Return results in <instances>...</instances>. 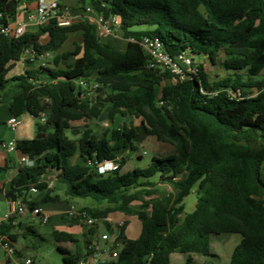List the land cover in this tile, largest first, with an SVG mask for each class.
I'll return each mask as SVG.
<instances>
[{
  "label": "trees",
  "instance_id": "16d2710c",
  "mask_svg": "<svg viewBox=\"0 0 264 264\" xmlns=\"http://www.w3.org/2000/svg\"><path fill=\"white\" fill-rule=\"evenodd\" d=\"M23 1L0 0V25L8 26ZM89 5L97 14L115 18L124 50L103 42L85 18L61 27L54 17L18 38L0 35V103L12 82L18 94L8 101L11 116L39 118L45 113L47 118L38 124L44 138L17 143L21 155L35 159L36 165L20 168L6 197L31 210L56 200L29 198L32 185L46 188L40 179L52 171L65 184L66 196L95 202L97 207L81 209L91 217L103 219L111 212L136 216L142 223L140 237L127 238L122 227L118 257L105 264H170L176 251L187 254L186 262L192 264V254L211 255V237L221 234L242 237L229 264H264V78L257 79L264 69V0H89ZM141 26L146 28L136 29ZM74 33L82 34V43L56 55L54 68L8 77L24 49L55 53ZM144 37L158 39L171 57H192L196 74L173 83L169 71L148 66L140 45ZM196 56L213 66L222 58L225 75L211 76ZM100 60L110 66L95 70ZM84 78L100 83L107 97L81 100L79 81ZM159 99L163 106L157 105ZM106 106L111 121L116 115L124 119L121 129L106 128L98 136L88 124L72 127V122L97 118ZM142 124L148 136L174 151L154 156L144 169L122 173L131 158L125 156L118 171L100 174L104 161L138 149L135 139ZM75 129L80 134L69 136ZM160 183L174 193L157 197ZM195 186L196 206L187 214L184 199ZM104 203L108 207L98 208ZM12 228L1 224L0 234L14 241ZM50 237L80 248L72 254L59 246L64 264H80L96 251L88 238L84 250L74 234L54 230Z\"/></svg>",
  "mask_w": 264,
  "mask_h": 264
},
{
  "label": "crops",
  "instance_id": "0c3cea01",
  "mask_svg": "<svg viewBox=\"0 0 264 264\" xmlns=\"http://www.w3.org/2000/svg\"><path fill=\"white\" fill-rule=\"evenodd\" d=\"M80 0H62L61 5L63 10H66L67 7H75ZM38 5L37 0H25L21 3L20 9L18 11L17 16L10 20L8 25L13 27L18 23L25 22L27 16L30 12H33ZM85 11L87 8L90 7L88 3L85 4ZM92 8V7H90ZM90 12L89 17H81L85 18L90 21L91 24L94 25V21L98 14L92 9ZM70 14L72 12H69ZM74 13V12H73ZM77 15V14H76ZM38 27L35 25H29L28 31H35ZM42 42H46L47 38H42ZM82 43V34L81 33H74L71 34L65 43V45L55 53H51L48 58H55L56 55L63 54L65 52L73 51L75 48V44ZM48 58L41 60H35L32 63H24L20 60L16 62L10 69L8 76L10 78H14L26 73L27 70H38L42 61L47 63V68H54V63H48ZM70 60H73L71 57ZM54 61V60H53ZM103 60L98 62L99 66H95V70L103 69L107 67V64H102ZM9 98V97H8ZM10 99V98H9ZM4 100V99H3ZM11 117L9 105L8 104H0V226L1 224L11 223L13 228L11 230V234L16 235V239L13 241L15 248H16V256L15 258H9L5 251L0 248V264H25L26 260H31V264H38L37 257L39 255V251L41 250V241H51V233L54 230L68 232L71 234L76 235L80 240L81 236L83 235L84 241L85 238H88L91 241V247L95 248V253H99L100 259L98 261H90L88 256L83 258L80 262L85 264H105L104 262L108 263L113 258L111 257L112 251H118L117 246H112V239L118 237V233L120 232L121 228L119 225L121 223L124 224V234L127 238L136 240L140 237L142 233V223L136 216H129L122 212H111L107 215V217L103 218V221L95 224L94 226L86 225L82 220L78 218H74L68 215V211L71 206H75L76 209H83L86 207H97L96 204H89L88 200H80L79 198H70L65 194V184H63L57 176V173L52 171L47 172L43 175L40 179L41 182L46 183V188L42 190H38L37 192H29V198L36 202H42V200L46 196L50 197H57V205L54 207L49 206L47 203L46 205L41 204L39 207L42 211L49 216V222L41 223L40 218L37 216H33L29 213H25L23 215L17 214L11 217L9 213L12 209V202L6 197V191L9 190L12 180L16 178L19 174V170L21 168L20 165V157L21 153L18 148L12 152H7L3 149L2 144L16 141L18 143L22 140H30L35 137L26 138L25 136L30 134L29 132L24 131L25 129H20V125L15 132H11L7 125V121ZM122 117L118 118V115L115 116L114 120H110V122L101 119V117H97L98 124L106 128H116L121 129L119 127V121H122ZM22 123V120H21ZM138 123V121H136ZM88 124V123H87ZM72 127L78 128L81 126L86 125L84 120L72 122ZM90 127L91 125L88 124ZM92 128V127H91ZM79 130V129H78ZM79 133V132H78ZM77 136V135H76ZM150 136L147 137V139ZM153 144L158 147L156 153L159 155H163L164 151H170L171 154L174 151L173 146L166 143L159 142L155 137L152 136ZM146 139V141H147ZM144 143V142H143ZM169 147V148H168ZM166 155V154H165ZM168 155V154H167ZM140 159V158H138ZM54 174L56 178L50 179V174ZM158 192L157 197H167L170 194L174 193L173 189L167 184H158ZM194 189V188H193ZM63 192L65 195V200L61 199V195L59 192ZM197 194V188L195 190ZM37 195V196H36ZM188 197V196H187ZM186 197V198H187ZM184 199V201L186 200ZM196 206V202L194 203V209ZM98 208L102 209V205L98 206ZM33 219V220H31ZM35 223H39L43 228L40 229L36 226ZM108 225L111 227L112 231H108ZM94 228L95 235H90V230ZM103 229V233L100 232ZM109 235L110 240L104 241L102 240V236ZM231 234H221L215 235L211 237V255L210 256H203L200 254H192V264H229L231 260V256L234 249L228 250L226 248V243L230 240ZM112 237V238H111ZM103 241L105 246L99 248V251L96 249L97 244ZM82 241V240H81ZM83 242V241H82ZM96 242V244H95ZM121 242V241H120ZM65 244L64 247L67 251L71 252L72 254H77L80 252V248L77 245L71 243H60ZM60 246V245H59ZM58 246V247H59ZM236 247V246H235ZM234 247V248H235ZM30 252H33L34 255H31ZM94 254V253H93ZM110 254V257H109ZM64 256V255H63ZM187 254L181 252H174L171 255L170 264H187ZM207 258H211L214 260L213 263L208 262Z\"/></svg>",
  "mask_w": 264,
  "mask_h": 264
},
{
  "label": "built area",
  "instance_id": "2783aa9c",
  "mask_svg": "<svg viewBox=\"0 0 264 264\" xmlns=\"http://www.w3.org/2000/svg\"><path fill=\"white\" fill-rule=\"evenodd\" d=\"M61 1L62 0H37L38 5L36 9L28 14L25 22L18 23L13 27L9 25L8 26L0 25V35H12L18 38L28 31L29 25H35L37 27L44 26L49 22L50 19L54 17L58 19V26L61 27L68 26L71 23L81 19L78 18L75 21H73L67 10H63V8L61 7ZM87 11H92V8L88 7ZM58 13L60 15L57 16L56 14ZM94 26L96 27L100 38H105L110 35L120 34L119 24L113 17L105 18L103 15L98 14V16L94 21ZM131 41L134 40L131 39ZM140 45L142 46L144 52L148 57V66L153 68H159L162 71H169L172 74L173 83L184 81L189 77V75L196 74L197 72V66L192 57L186 54L178 55L176 57L169 56L163 50V47L158 39L144 37L140 41ZM50 54L51 53L38 54L33 48L29 47L23 50L19 60L24 63H29V62L32 63L38 59L44 60L48 58ZM39 67L45 68L47 67V63L42 61ZM101 89H102L101 84L96 81L87 80L85 78L80 79L79 81V90H80L79 97L81 100H87V99L90 101L96 100L99 96H101V92H102ZM232 96L240 97L241 94L232 93ZM157 105L163 106L164 101L159 99L157 101ZM46 120H47L46 114L42 113L40 116V123L43 125L46 123ZM20 124H21L20 117L17 116H11L7 121L8 127L13 131H16ZM2 147L7 152H12L17 149V143L16 141H10L2 144ZM140 147L141 145H139L138 149L134 152L131 150H127L125 153L118 155L115 160L104 161L99 165L98 172L102 175H108L112 172L118 171L120 169L121 161L125 156L136 157V158L143 157L144 155L147 154V151L145 150L140 151L139 150ZM20 165L21 167L32 168L36 165V160L27 155H21ZM31 192H37V188L35 185H32ZM11 202L13 206L8 217L17 214L23 215L25 213H29L33 216L39 217L41 223L49 222V216L45 214L40 207L31 210L21 200H15ZM68 215L82 220L88 226H94L95 224H98L103 221V219L91 217L87 211L76 209L75 206L70 207L68 211ZM123 226L124 224L121 223L119 225V228H122ZM102 240L109 241L110 240L109 235L106 234L102 236ZM111 242L115 246L119 244L117 243V238L112 239ZM0 248H2L5 251L6 255L9 258L12 259L15 258L16 248L14 242L10 239L8 235L0 234ZM92 257L94 258V261H98L100 259L99 253L92 254ZM111 257L113 259H116L118 257L117 251H114ZM31 263H32L31 260H26L25 262V264H31ZM80 264H85V263L80 262Z\"/></svg>",
  "mask_w": 264,
  "mask_h": 264
},
{
  "label": "rangeland",
  "instance_id": "374dc122",
  "mask_svg": "<svg viewBox=\"0 0 264 264\" xmlns=\"http://www.w3.org/2000/svg\"><path fill=\"white\" fill-rule=\"evenodd\" d=\"M88 3L89 4V0H80L78 2V4L75 7H67L66 10L67 12H72L70 14L71 18L73 21H75L78 18L81 17H89L90 12H87L84 10V6L85 4ZM74 12V13H73ZM77 14V15H76ZM145 26H141V27H136V29H145ZM103 42H107L113 46H115L116 48L120 49V50H124L125 49V45H126V41L124 39H122V37L120 36V34H116V35H110L108 37L105 38H101ZM54 59L48 58L47 62L48 63H54L53 61ZM196 62H198V64L203 65V67L205 68V71L207 73H209L211 76H216V75H220V76H224L225 75V71L223 70V66H222V58H221V63L213 66L210 61L207 58H202L200 56H196L195 57ZM102 64H107L108 66H110V62L103 60ZM101 67V64L99 66V64H97V68ZM10 78V75L8 76ZM264 78V69L262 71V74L257 77L258 80H261ZM167 84V82H165L164 86ZM18 94V90H16V88L13 86V83L10 82L8 87L6 88V90L2 93V99H4V101H2L0 104H8L9 98L13 97L14 95ZM108 95V92L106 91H102L101 92V98L105 99ZM9 97V98H8ZM99 117H101L102 121L106 120L108 122H110V118H109V107L106 106L102 112L100 113ZM118 118H121L120 115H118ZM20 120H22V123L20 125V129H25L24 131L29 132L30 134L26 135V138H31V137H36L39 133H38V124L40 123V117L39 118H34L29 114H24L22 116H20ZM85 124H90L93 131L99 136L103 133L104 128L103 126L99 125L97 122L98 120H96V118L91 119V120H84ZM123 123H124V119H122V121H119L118 126L119 127H123ZM83 127V126H81ZM111 128V127H110ZM10 129V128H9ZM49 132H51V130H48ZM11 132H15L13 130H11ZM80 132L77 134L79 135ZM68 135L72 136L71 134V130L68 131ZM153 138L152 136H150L147 141L145 140L143 144H141V147L139 148L140 151H147V154L144 155L142 158L138 159L136 157H131L128 161V163L123 167L122 169V173H126L129 171H132L133 169H144L146 167H148L152 161V158L154 156H165V154H169L170 151H164L163 155H159L158 153H156V150L158 149V147L156 145H154L153 143ZM169 148V147H168ZM50 179H54L56 178L55 175L52 173L50 174ZM158 179V177H154L151 180L152 181H156ZM197 186L194 187V189L192 190V192L190 193V195L186 198V200L184 201V207H185V213H191L194 211V203L197 202V194L195 192ZM61 195V199L65 200V195L63 192H59ZM37 196V195H36ZM143 199H145L146 197L143 195L142 196ZM80 200H88L89 204H95V202L92 199H83V198H79ZM57 200H53V201H49L47 202V204L51 207H54L57 205ZM43 205H46L45 203H43ZM106 207H108V205L106 203L102 204V210H104ZM33 220V219H31ZM36 226L40 229H42L43 227L39 224V223H35ZM103 229H101L100 232L103 233ZM230 236V240L227 241L226 243V248L228 250L230 249H234L235 246H237L241 240L242 237L239 234H231ZM81 240L83 241V247H84V238L83 235L81 236ZM112 238V237H111ZM101 243L97 244L96 249L99 251V248L104 247L105 244L104 242L101 240ZM41 250L39 251V255L37 257V263L38 264H64L63 262V254L59 251L58 246L60 245L61 248H64L66 245L65 244H58L56 242H54L52 239L51 241L47 240V241H41ZM96 244V242H95ZM112 246L114 248V245L112 243ZM117 249H121V244H118ZM85 250V249H84ZM97 253V252H96ZM31 255H34L33 252H30ZM90 261H94V258L92 256L89 257ZM208 262L213 263L214 260H212L211 258H207Z\"/></svg>",
  "mask_w": 264,
  "mask_h": 264
},
{
  "label": "water",
  "instance_id": "95a60500",
  "mask_svg": "<svg viewBox=\"0 0 264 264\" xmlns=\"http://www.w3.org/2000/svg\"><path fill=\"white\" fill-rule=\"evenodd\" d=\"M45 79H47V78H45ZM78 132H79V130L75 129V130L71 131V134H72V136H76L78 134ZM45 136H46L45 134H38L35 138L36 139H41V138H44ZM147 137H148V132H147V130L145 128V125L142 124L140 126V132L136 136L135 142L137 144L141 145L147 139ZM123 242H124V239L121 240L120 244H123ZM84 245H85L84 249L87 250V248H88L87 244L84 243ZM109 257H110V254H109Z\"/></svg>",
  "mask_w": 264,
  "mask_h": 264
}]
</instances>
